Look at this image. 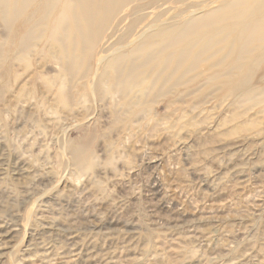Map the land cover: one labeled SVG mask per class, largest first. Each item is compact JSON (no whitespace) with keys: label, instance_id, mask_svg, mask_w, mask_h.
I'll use <instances>...</instances> for the list:
<instances>
[{"label":"rangeland","instance_id":"obj_1","mask_svg":"<svg viewBox=\"0 0 264 264\" xmlns=\"http://www.w3.org/2000/svg\"><path fill=\"white\" fill-rule=\"evenodd\" d=\"M6 38L0 22V264H264V63L250 99L199 79L133 112L72 81L64 107L48 39L25 65Z\"/></svg>","mask_w":264,"mask_h":264},{"label":"bare ground","instance_id":"obj_2","mask_svg":"<svg viewBox=\"0 0 264 264\" xmlns=\"http://www.w3.org/2000/svg\"><path fill=\"white\" fill-rule=\"evenodd\" d=\"M0 22L25 65L33 45L48 39L64 107L75 97L72 81H83L77 92L87 100L117 96L133 112L148 93L161 97L199 79L227 98L249 86L251 72L264 63V0H0ZM111 40L102 51L114 47L110 55L93 64L96 49ZM135 89L144 100L139 105L129 101ZM67 149L78 168L90 163L86 149Z\"/></svg>","mask_w":264,"mask_h":264}]
</instances>
